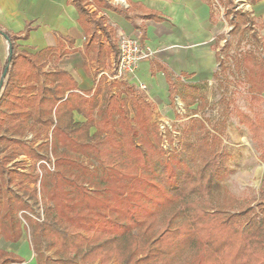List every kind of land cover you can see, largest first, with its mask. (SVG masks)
Wrapping results in <instances>:
<instances>
[{"label":"trees","instance_id":"trees-1","mask_svg":"<svg viewBox=\"0 0 264 264\" xmlns=\"http://www.w3.org/2000/svg\"><path fill=\"white\" fill-rule=\"evenodd\" d=\"M205 1L212 10V0ZM217 1L227 13L231 39L240 34L237 45L243 40L260 45L251 14L234 10V0ZM247 1L255 5L264 0ZM68 2L85 39L92 42L86 48L93 59L117 58V43L104 21L88 13L84 0ZM0 34L11 51L0 90V196L2 186L14 183L34 204L41 194L44 220L32 223L31 245L43 243L56 259L46 257L41 263L32 246L37 264H264V188L258 199L235 200L232 212L214 205L221 178L229 172L222 130L208 129V119H193V141L183 144L185 161L175 153L167 155L152 121L155 105L144 90L124 82L114 94L113 85L102 90L99 84L94 91L80 92L69 73L57 66L45 72L42 64H57L74 49L63 51L59 40L54 50L30 55L17 50L12 36ZM102 39L109 47L101 46ZM230 48L226 41L221 51ZM232 58L233 67L244 72L250 100L263 102L264 60L252 50ZM216 59L219 69L213 80H220L230 67L220 51ZM165 76L173 104L180 92L171 76ZM206 84L184 89L202 101L200 91ZM74 113L84 121H74ZM237 116L252 134L264 165V120L241 111ZM20 156L31 160L27 173L19 169L24 166L16 161ZM5 205L3 211L0 200V237L16 243L24 228L15 217L17 207L8 201ZM21 263L22 258L0 248V264Z\"/></svg>","mask_w":264,"mask_h":264},{"label":"crops","instance_id":"crops-1","mask_svg":"<svg viewBox=\"0 0 264 264\" xmlns=\"http://www.w3.org/2000/svg\"><path fill=\"white\" fill-rule=\"evenodd\" d=\"M107 2L112 9L102 8L98 16L111 30L113 38L119 34L136 38L142 49L150 54L147 59L139 62L133 77L125 82L136 88L144 86L149 100L158 109L174 104L169 99V85L165 74L171 76L175 86L182 80L186 83L184 85H192L213 79L218 65L216 17L207 1ZM91 12H95V9H91ZM78 18L75 8L68 0H0V30L13 37L18 51L34 55L39 51L54 50L61 40L62 50L74 49L73 52L64 55L57 64L51 61H42V64L50 69L57 66L69 73L80 92L94 91L95 85L102 82L101 77L104 79V76L112 73V70H103L94 76L92 72L95 67L113 68L117 58L108 55L101 62L93 59V53L86 48L92 42L85 39ZM66 38L73 41V44H68L64 40ZM100 43L102 47H109L105 39ZM8 52V41L0 34V77ZM107 82L111 83L109 79ZM114 93L113 91L112 94ZM98 98L101 100L102 94ZM73 119L76 122L84 121L76 113ZM22 240V237L16 243L3 240L11 247L3 250L22 258L21 264H37L34 252Z\"/></svg>","mask_w":264,"mask_h":264},{"label":"rangeland","instance_id":"rangeland-1","mask_svg":"<svg viewBox=\"0 0 264 264\" xmlns=\"http://www.w3.org/2000/svg\"><path fill=\"white\" fill-rule=\"evenodd\" d=\"M107 1L101 0V4H97V0H84L85 7L88 13L93 14V18L102 19L98 16V12L103 8L102 5H110ZM213 11L216 17L215 37L216 47L221 53V58L225 59V64L230 67L229 71H225L220 80L211 79L206 86L201 87L200 95L204 100H200L198 94L187 92L184 89L183 80L176 83V88L179 90V95L175 97L173 105H169L165 109L157 108L155 106L152 114V121L159 127L161 136V146L168 152L167 155L175 153L180 159L185 161L184 143L185 141H193L192 123L191 120L203 118L210 122L206 123L208 129L212 131L215 127L223 131L222 134V151L228 155L226 165L229 172L226 176L221 178V192L214 198V205L225 209L227 212H232L235 209V200L259 198V190L264 188V165L258 160V151L253 141L252 134L248 131L246 126L240 122L237 111L252 117L264 120V101L252 102L247 92L248 85L244 82L243 70H238L233 67V56L237 53H242L246 50H252L260 59L264 60V1H260L255 5H250L247 0H234V10H242L250 13L254 19V32L260 38V45L251 46L246 44L243 40L237 45L241 39L240 34H237L234 40L230 37L231 26L226 19L227 13L223 5H220L217 0H212ZM95 12H91V9ZM105 9V8H103ZM105 24V22H104ZM100 33V31H98ZM112 34V33H111ZM248 36L249 33L246 32ZM113 37V36H112ZM104 40V39H102ZM114 42L117 43L118 35L114 36ZM215 41V42H216ZM226 41H230L231 48L227 51H221ZM49 66L44 64V70L48 71ZM113 68L106 69L102 66L100 69L95 67L92 72L94 76ZM219 65H217V70ZM99 83L101 89L105 90L110 85L112 86L111 93L117 91V86L124 83L125 80L107 82V77ZM2 80V73L0 82ZM100 80V81H101ZM4 83V80H3ZM42 78V84H45ZM145 90V89H144ZM77 118V117H76ZM198 132V130H196ZM26 140L30 141L31 136L27 135ZM155 140V139H154ZM37 145V144H36ZM16 161L24 163L20 169L21 172L27 173L31 160L20 156ZM188 163L190 161L188 160ZM191 164V163H190ZM38 165V164H37ZM53 170V166L49 168ZM28 188H32V184H26ZM3 187L0 196L3 211L6 209V202L8 201L10 207H17L15 210V217L18 218L24 228L22 241L27 245L32 252V246L37 250L38 259L44 263L46 257L55 261L56 256L53 250L45 249L43 243L32 242L31 233L33 224H40L44 220L43 205L40 202L41 194L37 193L38 203L34 204L27 195H24L23 189L17 183L11 184L7 188ZM38 187V184H37ZM253 207L256 209L255 204ZM27 217L31 223L26 220ZM246 228V226H244ZM0 248L9 249L8 243H5L0 237ZM114 262H112L113 264ZM96 264H99L98 262Z\"/></svg>","mask_w":264,"mask_h":264},{"label":"built area","instance_id":"built-area-1","mask_svg":"<svg viewBox=\"0 0 264 264\" xmlns=\"http://www.w3.org/2000/svg\"><path fill=\"white\" fill-rule=\"evenodd\" d=\"M117 49L118 57L113 66L112 73L107 75V78L111 82L116 80L127 81L133 77L139 62L150 56L147 51L142 49L138 39L124 34L118 35ZM139 88L145 89L142 85H139Z\"/></svg>","mask_w":264,"mask_h":264},{"label":"water","instance_id":"water-1","mask_svg":"<svg viewBox=\"0 0 264 264\" xmlns=\"http://www.w3.org/2000/svg\"><path fill=\"white\" fill-rule=\"evenodd\" d=\"M10 54H11V51L9 50L8 55H10ZM6 70H7V67H5L3 72H2V80L0 82V90H1V86L3 84V80H4V77H5V74H6Z\"/></svg>","mask_w":264,"mask_h":264}]
</instances>
